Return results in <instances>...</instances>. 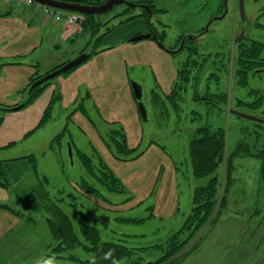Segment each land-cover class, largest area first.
Segmentation results:
<instances>
[{
  "label": "crops",
  "instance_id": "obj_1",
  "mask_svg": "<svg viewBox=\"0 0 264 264\" xmlns=\"http://www.w3.org/2000/svg\"><path fill=\"white\" fill-rule=\"evenodd\" d=\"M152 2L157 10L153 17L140 15L110 31L87 60L53 77L36 99L16 108L25 100L23 90L32 78L75 58L88 47L91 33L82 28L83 23L67 27L63 21H56L34 7L0 0V104L14 107L7 111L0 109V159L5 160L11 182V188L0 185V203L8 205L0 206V264H37L51 256L47 252L53 240L45 219L36 212L33 217L25 218L15 209L19 197H14L12 181L17 184L24 183L31 175L34 178L32 161L37 164L38 173L39 168H44L38 179L47 178L50 182L52 167L65 177V158L74 167V157L80 158L85 152L97 161L102 159L131 199L126 198L117 207L101 203L100 208V198L78 188L77 182L90 179L82 163L83 170L69 179L70 185L77 188L74 193L81 199L90 200L96 208L108 213L147 209L150 216L147 221L172 220L181 212V168L156 137L157 119H164V124L158 125L160 131L166 126L178 138L179 127H169L170 117L166 116L164 103L172 99L179 78L180 54L166 50L153 37L136 41L129 38L151 32V24L158 31L155 25L160 19L156 14L162 17L171 14L170 9L184 6V0ZM90 50L92 44L84 52ZM133 81L142 86L147 120L141 116ZM57 92L60 99L45 118ZM115 125L124 130L129 149L144 147L141 155L132 159L114 155L104 136ZM60 132L61 141L53 142ZM194 187L187 194L191 201ZM42 193L34 191L31 198ZM191 208L192 205L189 212ZM221 247L216 246L214 258L210 257L213 248L209 256L203 253L206 246H202L199 253L193 252L180 264H224L232 254H226V246ZM56 259L58 264H81L66 257Z\"/></svg>",
  "mask_w": 264,
  "mask_h": 264
},
{
  "label": "rangeland",
  "instance_id": "obj_2",
  "mask_svg": "<svg viewBox=\"0 0 264 264\" xmlns=\"http://www.w3.org/2000/svg\"><path fill=\"white\" fill-rule=\"evenodd\" d=\"M222 5V0H184V6H180L175 10L170 9L172 11L171 14H165L163 17L156 14L160 22L154 23L158 28V36L164 45L181 49L183 47V41H180L181 37L198 34L210 22L209 30L197 38L194 43H190V45L199 50V54H192L187 48L179 52L181 58L180 66L181 68L182 66L186 68L187 80L180 85V91H177V95L175 96L174 94L171 100L166 101L168 107L164 103L166 116L170 117L169 127L174 126L176 129L179 127L177 129L179 130L178 138L173 137L175 135L172 136L167 131L166 126V129L163 127L160 131L158 125L162 126L164 119H157L156 128L158 129V136L156 135V137L167 148V151L174 157L181 168V212L174 219L168 221H159V219L147 221V218L145 220L147 222L142 221L132 224L117 222L115 219L119 216L145 218L149 217V213L147 209L145 211L114 210L113 213H108L96 208L91 201L81 199L80 196L74 193L77 188H73L69 183V179L77 175L78 171L83 170L82 161H80L79 157L75 156L74 161L76 165L74 167L65 158L63 164L65 166L64 171L66 172L65 177L59 176L58 171L54 167L50 169L52 172H50V182L48 185H45L43 180L38 179L41 178L40 174L43 175V167L39 168L40 174L36 171V177L31 178L33 175L29 176V178L25 179L24 183L19 182L16 184L12 181L15 187L13 191V193L15 192L14 197H20V200L16 199V205L14 204L15 209L23 217H33L32 214L36 212L37 216H41L47 222L42 207H36L34 210L36 201L39 200L40 195L31 198L33 196L32 192H41L40 189L44 188V185L52 193H55V188H63L66 192L72 191L74 194L73 198L67 200V204L76 202L78 205H84L82 203H85L87 207H90L93 212L98 214L101 221L99 222V227L103 240H117L119 237L117 235L120 233H128L139 235L138 238L127 241L132 246L138 247L165 242L166 237L183 223L184 213L188 214L189 207L192 205L190 197L187 196L188 190H191L192 186L195 185L194 180H199L193 177L191 171L189 142L193 138L194 133L191 131L190 126L191 124L198 125L207 122L213 126L222 125L225 127V168L230 160V154L237 151L239 155L234 157L232 182L228 189H226V176L223 171L220 172L222 182L219 188V201L221 197L226 196V203L221 207L218 205V201L215 212L220 211V217L214 225L205 226L198 236L202 237L199 239L196 237L197 242H195V239L192 240L191 243L193 244L194 242V245H196V249L193 252L199 253L201 251L199 248L206 246L203 253L209 256L211 254L210 257L215 258L217 257L216 252H214L216 246H226V254L232 255L228 256L224 264H264V183L260 180V158L254 155L264 148V122L249 120L231 112V109H236L264 119V67H254L250 70L247 85L238 82L236 78V55L242 46L235 43L237 36L240 34L238 8L237 4H234V0H230L228 15L221 19H215L223 14L224 9ZM125 7L126 4L124 3L117 5L110 12L102 14L101 21H108L106 24L109 26L115 25L114 30L127 22L118 23L121 18L129 15L130 12H141V8L126 11ZM246 13L249 16V20H251V25L247 30L248 37L243 41L244 45L251 44L252 41L264 42V0H261L257 4L253 0H248ZM105 25L102 26L103 29L101 28L100 31L104 30ZM201 63L202 65H200ZM253 89L260 91L262 96L260 93H253ZM210 91L212 93L216 91L225 93L226 101H223L225 105L223 111L212 101H207L205 98L204 94ZM196 95L201 96L199 101L195 100L194 96ZM215 97L223 100L218 94ZM145 100L146 97H144ZM259 100L260 102L262 101V105L259 107L254 108L245 105L254 101L258 102ZM194 110L200 113V118L194 123H190V116ZM63 154L65 155L64 152ZM33 162L35 161L31 163L33 164ZM77 185L80 188L82 181L77 182ZM105 196H109V199L107 200ZM128 196L129 194L126 192L108 193V195L106 192L104 196H97L100 198V205L96 203L95 205L102 207L101 203H104L106 206L112 203L114 207H117L120 203H124L123 201ZM75 198H78L77 201ZM23 202L27 206H23ZM64 209L68 212L71 210L68 205L64 206ZM73 216L75 215L72 214ZM107 219L109 222H107ZM141 233H145V235L142 236ZM52 240L47 252L48 255L56 258L66 257L78 261L80 257L86 259L89 256L87 252L78 247L74 250L77 258H70L66 252H62L57 248L58 242L53 238V235ZM191 245L189 248H191ZM211 248H213V251L210 252ZM192 253L190 252L186 256H181L178 264H180L183 258ZM162 254V250L157 249L150 250L146 255H143L146 257V260H155ZM230 259H233L232 262L229 261Z\"/></svg>",
  "mask_w": 264,
  "mask_h": 264
},
{
  "label": "trees",
  "instance_id": "obj_3",
  "mask_svg": "<svg viewBox=\"0 0 264 264\" xmlns=\"http://www.w3.org/2000/svg\"><path fill=\"white\" fill-rule=\"evenodd\" d=\"M64 1L101 4L106 0ZM128 1L134 3V5H126V11L141 8V12H130L129 15L121 18L118 23L129 21L140 15H144L147 19H150L151 16L153 17L155 13H157L152 0ZM145 5H149L151 11H148ZM106 23H108V21H101V15L94 16L91 14H84L82 28L85 31L89 30L91 33V42L88 44V47L90 44H92V51L90 50L89 56L92 55L93 52L97 51V48L101 45L105 35L112 31L115 26H109ZM103 25H105V28L103 31H100ZM150 28H153V24L150 25ZM152 37L168 51L180 52L187 48L189 49L190 53L199 54V50L193 45H190V43L195 42L196 36L194 38H189L188 35L181 37L180 41H183L186 38L181 49L165 46L157 33L156 36ZM236 45H242L236 55V78L239 83L241 82L247 85L249 78L248 73H250V70L254 67H264V42L252 41L251 44L244 45V42L242 41ZM88 47L82 49L80 53L86 51ZM64 64L60 65L56 69L62 67ZM200 65H202V63ZM71 69L62 73H67ZM50 72H47L46 74ZM186 74V68L184 66H182V68L180 67L179 78L175 82L171 98H173L174 94L175 96L177 95V91H180V85H182L187 80ZM44 75H36L33 77L29 85L23 90V93H25L26 97L21 104V107L28 105L30 102L36 99L42 90L49 84L52 78L38 84L37 86H33V83ZM252 92L260 93L262 96L260 91L253 89ZM216 94L223 98V100L217 99L215 97ZM204 95L207 101H212L220 110H224L223 108H225V105L223 104V101H226L225 93L221 91L212 93V91H210ZM200 97L201 96L199 95L194 96L195 100L197 101L200 100ZM59 99L60 95L57 92L53 97L45 118L50 115V110L54 107V104ZM245 105L255 108L261 106L262 101H254ZM0 109H2V111H7L14 109V107H6L0 104ZM194 111L190 116V123H194L200 118V113L197 110ZM1 121L2 117L0 116V123ZM190 128L194 133L193 138L189 142V156L192 167L191 171L193 177L199 180L193 181L196 183L192 193V208L190 212L185 215L184 221L180 227L166 237L165 242L138 247L132 246L129 245L127 241L138 238L139 235L128 233H120L119 235L116 234L119 236L117 240H103L102 232L99 227V222L101 221L99 220L98 214L93 212L90 207H87L85 203H82L84 205H78L76 202H70L67 204V200L74 197L73 192H66V190L63 188H55V193H52L48 188L46 189L45 185H48L49 181L47 178H44V188L42 187L40 189L41 192L44 193H42L39 200L36 201V207H42V209H44V215L46 216V220L51 229L53 238L58 242L57 248L62 252H66L70 258H77L74 253L75 249L78 247L83 249L89 256L86 259L81 257L80 259L78 258L81 264H91V258H95V264H112L113 260L117 261L118 264H178L180 261L179 258L181 256H186L190 252L192 253L193 250L196 249L194 242L193 244L191 243L192 240L195 239V242H197L196 237H198L199 233L204 230L205 226L210 224L214 225L220 217V211L215 212L217 203L219 201V188L222 182L220 172L223 171L226 176V189H228L230 183L232 182L234 157L239 154L237 151H235L234 153L230 154V156L228 155L230 160L228 163L226 162L227 166L225 168V127L222 125L213 126L212 124L205 122L198 125L191 124ZM62 137L63 134L61 132L58 133L53 137V142H60ZM104 138L109 148L119 159H132L141 155L144 151V147H139L133 150L128 148L126 141L127 137L124 130L119 125H115L112 129H110L109 132L105 134ZM254 155L260 158V180L262 183H264V148ZM80 159L90 177V179L82 180V185L80 186L82 190L93 196H104L106 192L127 193V189L113 174L109 167L102 161V159L97 161L85 152L80 154ZM4 163L5 160L0 159V185L7 189L11 188V182L8 178ZM33 170L38 172V166L35 162H33ZM105 198L107 199V197ZM77 199L78 198H75L76 201ZM129 199H131L130 195L126 200ZM18 200H20V197ZM225 203L226 196H223L221 197L218 205L222 207L225 205ZM23 204V206H27L25 202H23ZM67 205L71 208L69 212L64 209V206ZM0 206L7 207L8 205L0 203ZM150 208L151 206H149V209ZM72 214L75 216L72 217ZM149 217L132 218L119 216L115 220L122 224H132L135 222L138 223L145 221ZM141 235L143 236L145 234ZM201 237L202 236L198 237L197 239ZM190 245L191 248H189ZM157 249L162 250L163 254L155 260H146V257H144L143 254L146 255V253H148L150 250ZM109 252H111V259H105V254Z\"/></svg>",
  "mask_w": 264,
  "mask_h": 264
},
{
  "label": "water",
  "instance_id": "obj_4",
  "mask_svg": "<svg viewBox=\"0 0 264 264\" xmlns=\"http://www.w3.org/2000/svg\"><path fill=\"white\" fill-rule=\"evenodd\" d=\"M34 1L37 3H40L42 5H46V6L57 8V9H61V10H65V11H71V12H77V13H81V14H91L94 16H99V15H102L104 13H108L111 10H113L117 5L122 4V3H124L128 6L134 5V3H132L128 0H106L104 3H101V4H89V3H83V2H78V1H64V0H34ZM145 7L147 8L148 11H151V8L149 5H145ZM226 12L227 11H225V13L223 15L218 16L215 19L223 18L225 16ZM241 13H243V5H241ZM209 25H210V22L207 24L206 30L209 29ZM152 36H155V35L152 32H149L146 34H138V35L132 36L131 38H129V40L136 41V40H140V39H144V38H149ZM188 37L194 38L195 35H188ZM185 39L183 40V44L185 43ZM183 44H182V46H183ZM88 57H89L88 52H82V53L78 54L75 58H73L70 61H68L67 63H65L62 67H60V68L46 74L45 76L39 78L38 80H36L33 83V86H37L38 84H40V83H42L48 79H51V78L59 75L60 73L65 72V71L81 64L82 62L87 60ZM133 89H134V93H135L136 98L139 100V109L141 112V116H142L143 120H147V117H148L147 108H146L144 102L142 101V96H143L142 86L139 83L133 81ZM21 106L22 105H18L16 108H20ZM231 112L235 115L241 116V117L249 119V120L264 122L263 118H260L258 116L251 115L248 113H244V112L236 110V109H231Z\"/></svg>",
  "mask_w": 264,
  "mask_h": 264
},
{
  "label": "built area",
  "instance_id": "obj_5",
  "mask_svg": "<svg viewBox=\"0 0 264 264\" xmlns=\"http://www.w3.org/2000/svg\"><path fill=\"white\" fill-rule=\"evenodd\" d=\"M14 1L22 3L25 6L34 7L38 11L46 14L47 16L53 18L56 21H63L67 27L81 26L84 20V15L80 13L49 7L37 3L34 0H14Z\"/></svg>",
  "mask_w": 264,
  "mask_h": 264
},
{
  "label": "flooded vegetation",
  "instance_id": "obj_6",
  "mask_svg": "<svg viewBox=\"0 0 264 264\" xmlns=\"http://www.w3.org/2000/svg\"><path fill=\"white\" fill-rule=\"evenodd\" d=\"M222 1H223V9H224L223 14L225 13V11H227L225 14V16H227L229 13L230 0H222ZM260 1L261 0H253L255 4H257ZM235 3L237 4V8H238L237 11L239 13V18H240V22H239L240 34L239 36H237L236 41H235V43L238 44L239 42L244 41L248 37L247 30L249 29L251 25V20H249V16L246 13L248 0H234V4ZM241 5H243V13H241ZM206 27L207 26H205V28L198 34H195L196 39L209 30V29L206 30ZM150 30L156 36L157 31L154 28H151Z\"/></svg>",
  "mask_w": 264,
  "mask_h": 264
},
{
  "label": "clouds",
  "instance_id": "obj_7",
  "mask_svg": "<svg viewBox=\"0 0 264 264\" xmlns=\"http://www.w3.org/2000/svg\"><path fill=\"white\" fill-rule=\"evenodd\" d=\"M104 258L105 259H111V252L106 253ZM37 264H58V261H57L56 257L49 256L48 259L40 260V261L37 262ZM91 264H95V258H91ZM112 264H118V262L113 260Z\"/></svg>",
  "mask_w": 264,
  "mask_h": 264
}]
</instances>
